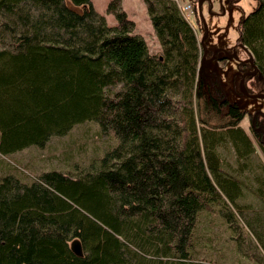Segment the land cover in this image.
I'll return each mask as SVG.
<instances>
[{
	"label": "trees",
	"instance_id": "1",
	"mask_svg": "<svg viewBox=\"0 0 264 264\" xmlns=\"http://www.w3.org/2000/svg\"><path fill=\"white\" fill-rule=\"evenodd\" d=\"M144 2L159 53L123 0L108 2L113 25L93 0H0V154L43 147L85 121L117 139L74 176L4 164L0 264H216L192 251L203 210L235 228L241 218L264 240L255 223L264 217L239 203L247 185L220 153L231 143L250 163L247 111L201 66L202 43L180 2ZM240 28L264 91V0ZM249 117L264 150V112ZM255 178L264 203V176Z\"/></svg>",
	"mask_w": 264,
	"mask_h": 264
},
{
	"label": "rangeland",
	"instance_id": "2",
	"mask_svg": "<svg viewBox=\"0 0 264 264\" xmlns=\"http://www.w3.org/2000/svg\"><path fill=\"white\" fill-rule=\"evenodd\" d=\"M178 1L181 5L192 2L194 9L188 13V16L197 30L199 40L202 39L206 26H208V37L205 40L207 46L213 52L217 49H226L231 53L230 56H225L223 59L219 58L221 55L217 56L218 58L211 59L213 54L209 57L211 51L208 50L206 57L211 60L206 64V71L216 70L221 77L228 97L233 101H237L240 107L247 111L240 124L253 141L254 151L248 165L240 163L241 161L238 160L231 143L222 146L220 153L224 159H228L232 167L230 171L241 176L247 185L244 194L239 198V203L246 212H250V218H254L257 213L264 217V203L255 193L258 186L255 176L258 174L264 176V150L254 137L249 117L250 112L255 113L259 110L264 112V97L249 96L240 87L243 75L242 61L246 59V56H250L249 52L251 51V49L246 51L245 47L240 44V23L244 15L257 6L258 0ZM200 1L203 17L205 18V27H201L197 23L196 8L200 14ZM213 11L214 13H212ZM108 17L110 21H113L112 16L108 15ZM140 25L147 34L151 51L154 52L155 45L151 34L145 28L143 21ZM201 46L203 51L204 46L202 44ZM253 76L247 82L252 87V92H255L258 91V88L254 84L256 75ZM218 123L220 122L218 121ZM222 123L224 122L222 121ZM116 142V137L111 133H104L97 121H85L76 124L65 135L53 136L43 147L31 146L20 150L13 156L0 154V174L5 172L4 164H7L8 167L10 164L14 165L15 158L20 161L22 166L23 164L29 166L31 169H25L27 170L25 172L33 176L52 168L60 169L72 176L78 175L81 168L89 167L94 158L102 156ZM238 218L240 217L238 216ZM227 222L217 212L201 211L193 236L194 246L192 251L195 259L197 261L200 259L212 260L216 264H264V240H262L260 234L249 227L241 218L238 221L240 227L235 228ZM258 222L264 223V218L256 216L255 223ZM236 231L242 234H238ZM261 235L264 238V230L261 231ZM237 237H239L241 245Z\"/></svg>",
	"mask_w": 264,
	"mask_h": 264
},
{
	"label": "crops",
	"instance_id": "3",
	"mask_svg": "<svg viewBox=\"0 0 264 264\" xmlns=\"http://www.w3.org/2000/svg\"><path fill=\"white\" fill-rule=\"evenodd\" d=\"M110 0H93V3L95 5V7L97 8L98 11H100L101 13L105 14L107 17V20L110 24H115L117 22L116 17H114L113 13H108L107 12V5L108 2ZM188 3V2H186ZM123 5L126 9V11L128 12V15L131 19L135 20L136 22V32L142 34L148 44H149V40L147 38V34L146 32L143 30V28H141V22L143 21L145 28L149 31V33L151 34V38H153V42L155 45V51L154 53H159L161 51V44L160 41L155 33L153 24L151 22L150 16L148 14L147 11V6L146 3L144 2V0H123ZM108 15L112 16L114 19L113 21H110V18L108 17ZM140 17V18H138ZM153 35V36H152ZM150 47V44H149Z\"/></svg>",
	"mask_w": 264,
	"mask_h": 264
},
{
	"label": "water",
	"instance_id": "4",
	"mask_svg": "<svg viewBox=\"0 0 264 264\" xmlns=\"http://www.w3.org/2000/svg\"><path fill=\"white\" fill-rule=\"evenodd\" d=\"M199 10H200V16H201V18H203V20L205 21V18L203 17V13H202V5H201V1L199 2ZM208 26H206V29H205V33H204V35H203V37H202V39L200 40L201 41V43H202V45L204 46V57L201 59L202 61H201V66L203 67V69L204 70H206V64H207V62L208 61H210L212 58H215V56H216V54L214 53V55H213V57H211V59H208L207 57H206V55H207V51H208V46H207V43H206V41H205V38H206V36L208 35ZM245 48L247 47L244 43H241ZM248 49V48H247ZM223 50H225L226 52H227V50L226 49H223ZM249 51V50H248ZM216 52V51H215ZM250 53V57L248 58L250 61H251V63H252V65H253V67H254V70L253 71H251V74H253V75H255L256 73H258V71H259V68H258V66H257V64L255 63V58H254V55H253V52L252 51H250L249 52ZM246 60V59H245ZM248 73H249V71H246V72H244L243 73V75H242V77H241V81H240V87H241V89H242V91L244 92V93H246L247 95H249V96H252V97H255V96H263L264 97V92H257V91H255V92H250V91H248V89H247V87H246V84H245V77L248 75ZM75 244V243H74Z\"/></svg>",
	"mask_w": 264,
	"mask_h": 264
},
{
	"label": "flooded vegetation",
	"instance_id": "5",
	"mask_svg": "<svg viewBox=\"0 0 264 264\" xmlns=\"http://www.w3.org/2000/svg\"><path fill=\"white\" fill-rule=\"evenodd\" d=\"M212 13H214V11L212 12ZM216 13H219L220 14V12H217L216 11ZM197 20H199L200 21V26L201 27H205V21L203 20V18H201V17H199V18H197ZM208 37V35L206 36V38ZM205 38V40H207ZM241 43H243L241 40H240V44ZM242 45V44H241ZM243 46V45H242ZM248 47H246L245 49H246V51H248L249 50V48L247 49ZM208 50L209 51H211V54L209 55V57L213 54L214 55V53L216 54V56H215V58L217 57V56H220L219 58L221 59H223L225 56H230V52H226L225 50H223V49H217L216 50V52H213L209 47H208ZM203 51H204V49H203ZM250 51V50H249ZM209 53V52H208ZM223 54V55H222ZM213 55L211 56V57H213ZM250 56H246V60H243L242 61V72L244 73V72H246V71H249V73H248V75L245 77V84H246V87H247V89H248V91H250V92H252V87H250L249 85H248V82L247 81H249V79L250 78H248V76H253V74H251V71H253L254 70V67H253V65H252V63H251V61L248 59ZM218 58V57H217ZM259 72V71H258ZM255 75H257V73L255 74ZM254 75V76H255ZM251 76V77H252ZM253 76V77H254ZM254 82H255V80H254ZM255 84V83H254ZM250 89V90H249ZM258 92V91H257ZM259 92H261V91H259ZM262 92H264V91H262ZM251 124V123H250ZM253 133H255L254 131H253ZM254 137L256 138V136H255V134H254ZM254 138V139H255ZM257 139V138H256ZM258 142V141H257ZM259 143V142H258Z\"/></svg>",
	"mask_w": 264,
	"mask_h": 264
},
{
	"label": "built area",
	"instance_id": "6",
	"mask_svg": "<svg viewBox=\"0 0 264 264\" xmlns=\"http://www.w3.org/2000/svg\"><path fill=\"white\" fill-rule=\"evenodd\" d=\"M181 7H182L183 11L185 12V14H187V15H188V13L190 11H193V6H192V3L191 2L185 3L184 5H181Z\"/></svg>",
	"mask_w": 264,
	"mask_h": 264
}]
</instances>
